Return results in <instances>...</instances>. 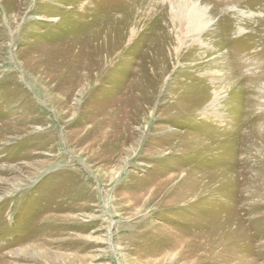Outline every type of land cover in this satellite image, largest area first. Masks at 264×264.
Wrapping results in <instances>:
<instances>
[{
    "label": "rangeland",
    "instance_id": "374dc122",
    "mask_svg": "<svg viewBox=\"0 0 264 264\" xmlns=\"http://www.w3.org/2000/svg\"><path fill=\"white\" fill-rule=\"evenodd\" d=\"M138 1L0 0V264H264V0H205L179 57Z\"/></svg>",
    "mask_w": 264,
    "mask_h": 264
},
{
    "label": "bare ground",
    "instance_id": "6f19581e",
    "mask_svg": "<svg viewBox=\"0 0 264 264\" xmlns=\"http://www.w3.org/2000/svg\"><path fill=\"white\" fill-rule=\"evenodd\" d=\"M146 1H148V0H142L141 2L138 1L134 5L129 6L128 9L127 8L125 9V12L128 13V19H131L132 22L135 25H137V26H135L133 24L134 26H130V28H129L130 33L133 36H135L138 34L137 28L139 26H141L142 24H144L145 27L146 26L148 27L149 25H151L153 28L152 31L157 32V39H158L157 41H159L158 43L161 44L162 49H166L167 47H169L173 43V39L175 40L174 53L178 57L180 56L181 49L185 45H188V39L194 40V42L201 40L200 39L201 34H204L205 31L207 32L211 28V25L213 24L212 16H213V14H215V10H214L215 7H212L210 9V5H208L207 4L208 2L206 3L205 0H160V2H162V6H164V8H165V12H164V8L163 9L160 8L159 9L160 11H158L159 14L155 17L154 21H152L150 24H148L146 21L141 19L142 17L140 18L137 16V8L141 4L145 3ZM168 14H170V22H169V20L167 22ZM164 20H165V22L163 23ZM127 24H129V23H127ZM169 26H172V28H173L172 31H168ZM221 26L223 27V33H224V35H221V36H224L225 39L228 40L229 33L231 31H229V28H227V26H224L223 24ZM221 26H220V29H221ZM92 28H94V27L92 26ZM147 32H148V29H147ZM220 32H222V30H220ZM142 33H143L142 38L140 36L139 39L132 40V43L128 47H126L127 50L125 53H124V50H122V52L119 51L121 48L119 44L113 45V47H110V46L108 47L106 45L107 43L101 42L99 40L98 41L94 40V43L91 42V45H92L91 53L93 56H96L95 58L99 59V62L97 63V59H96L97 64H94L91 67V69H92L91 71L93 72L92 74L94 76L93 78H95V79H88V81L86 82L84 87L85 86L87 87L89 84L90 85L94 84V82L97 79L100 80V83H102L103 77L105 76V71H108L110 69V63L118 61V59L123 58L124 55L128 54L127 56L130 57V59H131L130 64H131V61L136 56L138 50L142 47V45L146 41L147 33L145 32V28H143ZM144 34L146 35L145 37H144ZM212 35L216 36V38L218 37V40H219L220 37L218 35H216V33L213 32ZM199 43H201V42H199ZM232 43L233 42L231 40L225 41V48L226 49L230 48ZM216 45H217V43H216ZM117 49H119V50L117 51ZM220 50H222V49H220ZM192 55L194 56L195 52H193ZM162 57L163 56L161 54H154V57L151 59V63H149L150 67H151V69H150L151 74L152 73L156 74V72H158V75L157 74L156 75L159 76V80L151 81L149 83L146 82V85L145 84L143 85V91L144 90H147V91L150 90V92H151L152 89H154V87L156 85L160 84V82L163 80L164 76L168 73V66H167L166 58L165 57L162 58ZM183 58H185V57H183ZM233 68H236V72H237V67L233 66ZM234 70L235 69H233V71ZM215 74H217L218 77H223V74L220 72H217ZM136 86H138V85H136ZM134 89L137 90V87ZM219 100H220L219 96H217L216 99L213 101V105L212 106L210 105L212 110L216 108V106L214 104L219 102ZM209 113H211V112H209ZM144 116H145V114H144Z\"/></svg>",
    "mask_w": 264,
    "mask_h": 264
}]
</instances>
